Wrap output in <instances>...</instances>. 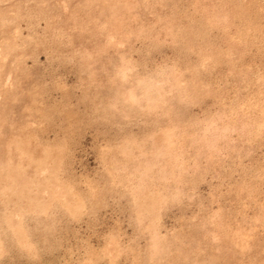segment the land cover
I'll return each instance as SVG.
<instances>
[{
	"label": "rangeland",
	"instance_id": "rangeland-1",
	"mask_svg": "<svg viewBox=\"0 0 264 264\" xmlns=\"http://www.w3.org/2000/svg\"><path fill=\"white\" fill-rule=\"evenodd\" d=\"M0 264H264V0H0Z\"/></svg>",
	"mask_w": 264,
	"mask_h": 264
}]
</instances>
